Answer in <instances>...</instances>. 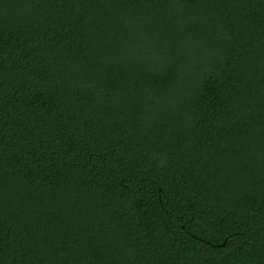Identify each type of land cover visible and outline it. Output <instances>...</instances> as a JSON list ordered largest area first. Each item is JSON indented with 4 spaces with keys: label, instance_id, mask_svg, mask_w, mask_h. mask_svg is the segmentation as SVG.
Instances as JSON below:
<instances>
[{
    "label": "trees",
    "instance_id": "1",
    "mask_svg": "<svg viewBox=\"0 0 264 264\" xmlns=\"http://www.w3.org/2000/svg\"><path fill=\"white\" fill-rule=\"evenodd\" d=\"M0 264H264V0H0Z\"/></svg>",
    "mask_w": 264,
    "mask_h": 264
},
{
    "label": "water",
    "instance_id": "2",
    "mask_svg": "<svg viewBox=\"0 0 264 264\" xmlns=\"http://www.w3.org/2000/svg\"><path fill=\"white\" fill-rule=\"evenodd\" d=\"M223 244L225 245L226 244V241Z\"/></svg>",
    "mask_w": 264,
    "mask_h": 264
}]
</instances>
